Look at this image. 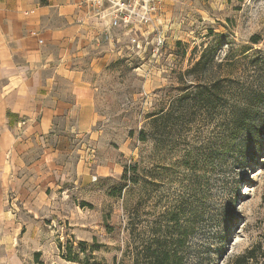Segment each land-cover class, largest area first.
<instances>
[{
  "label": "rangeland",
  "instance_id": "rangeland-1",
  "mask_svg": "<svg viewBox=\"0 0 264 264\" xmlns=\"http://www.w3.org/2000/svg\"><path fill=\"white\" fill-rule=\"evenodd\" d=\"M53 4L43 27L71 29L76 97L87 101L40 147L47 157L26 159L43 161V184L31 203L5 202L0 264H37V252L45 264H135L167 228L186 230L184 264H227L258 243L264 0H163L113 43L106 23ZM57 46L64 54L65 40ZM67 241L98 249L71 263Z\"/></svg>",
  "mask_w": 264,
  "mask_h": 264
},
{
  "label": "crops",
  "instance_id": "crops-1",
  "mask_svg": "<svg viewBox=\"0 0 264 264\" xmlns=\"http://www.w3.org/2000/svg\"><path fill=\"white\" fill-rule=\"evenodd\" d=\"M58 1L64 10H76L83 24L96 22L77 0H70L71 6L67 0H0V217L7 214L10 198L31 203L38 195L43 183L34 175L44 163L26 159L47 157L50 150L40 147L51 140L64 115L75 119L87 101L76 97L81 81L75 70L81 69L68 52L71 29L62 34L42 24ZM61 40L64 54L57 46Z\"/></svg>",
  "mask_w": 264,
  "mask_h": 264
},
{
  "label": "trees",
  "instance_id": "trees-1",
  "mask_svg": "<svg viewBox=\"0 0 264 264\" xmlns=\"http://www.w3.org/2000/svg\"><path fill=\"white\" fill-rule=\"evenodd\" d=\"M202 61L203 57L195 63L191 71L206 63ZM260 225L262 231L259 242L246 248L244 252L231 256L227 264H264V218L261 220ZM169 230L167 228L165 238L155 236L150 243H147V245L139 250L134 259L135 264H184V258L180 249L183 248L185 244L184 240L188 236L186 230H177L179 232L176 236ZM59 246L60 257L71 263H82L80 258L81 254L88 253L92 256L91 254L98 249L97 247L89 246L84 241H67L64 246L62 244H59ZM41 257V252L35 253L34 261L37 264H45V262L41 261Z\"/></svg>",
  "mask_w": 264,
  "mask_h": 264
},
{
  "label": "built area",
  "instance_id": "built-area-1",
  "mask_svg": "<svg viewBox=\"0 0 264 264\" xmlns=\"http://www.w3.org/2000/svg\"><path fill=\"white\" fill-rule=\"evenodd\" d=\"M163 0H77L79 9H86L96 23H106L105 40L114 42L116 31H134L140 24L152 21V15ZM130 42L136 44V38ZM160 48V47H159Z\"/></svg>",
  "mask_w": 264,
  "mask_h": 264
}]
</instances>
